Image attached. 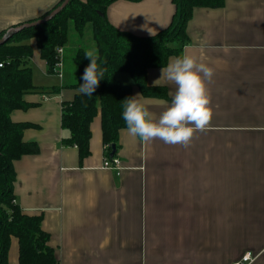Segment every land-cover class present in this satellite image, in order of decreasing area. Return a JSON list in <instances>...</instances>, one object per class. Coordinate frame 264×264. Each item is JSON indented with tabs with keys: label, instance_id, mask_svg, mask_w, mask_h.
I'll use <instances>...</instances> for the list:
<instances>
[{
	"label": "crops",
	"instance_id": "1",
	"mask_svg": "<svg viewBox=\"0 0 264 264\" xmlns=\"http://www.w3.org/2000/svg\"><path fill=\"white\" fill-rule=\"evenodd\" d=\"M59 1L0 0V32L40 18ZM174 12L173 0H114L105 17L142 37L166 27ZM186 33L180 56L195 55L215 69L208 84L213 119L187 146L143 142L120 129L118 172L103 167L100 111L85 157L63 144L61 104L76 90L49 79L53 73L34 47L27 62L34 85L58 89L30 91L23 98L32 105L10 112L12 121L32 124L22 138L38 146L13 161V202L40 216L57 264H231L264 249V0L194 7ZM176 57L148 68L147 83ZM127 74L115 77L157 115L171 103L175 85L161 80L166 95L145 96ZM7 264H18L14 236ZM251 264H264V254Z\"/></svg>",
	"mask_w": 264,
	"mask_h": 264
},
{
	"label": "trees",
	"instance_id": "2",
	"mask_svg": "<svg viewBox=\"0 0 264 264\" xmlns=\"http://www.w3.org/2000/svg\"><path fill=\"white\" fill-rule=\"evenodd\" d=\"M113 1L69 0L47 21L17 30L0 43V264H7L11 236L18 241V264H57L53 249L47 245V234L41 229L40 216L23 214L13 202V161L37 152L38 146L22 138L23 129L32 124L12 121L10 112L32 105L23 98L30 91L58 89L53 86L46 90L34 85L32 70L27 64L34 47L51 72L57 59L56 48L66 46L69 41L71 22L79 35L89 31L95 45L92 52L105 73L93 95L80 94L78 88L83 83V72L90 63L85 53L90 50L79 46L62 58L65 67L66 63H71L73 73L72 80L65 81L63 86L76 90L70 101L61 104V126L68 132L62 142L75 146L79 157H85L89 152L90 122L100 111L102 142L108 145L106 154L109 156L111 146L116 147L118 131L127 128L122 112L132 97L131 86L120 82L115 74L128 73L145 96H165L164 87L147 83V69L165 66L172 55L180 56L194 7L216 8L224 3V0H173L175 12L170 23L155 34L141 37L118 30L108 22L105 10ZM33 20L36 19L28 21ZM5 32H0V38ZM29 39L34 40V45L26 42Z\"/></svg>",
	"mask_w": 264,
	"mask_h": 264
},
{
	"label": "clouds",
	"instance_id": "3",
	"mask_svg": "<svg viewBox=\"0 0 264 264\" xmlns=\"http://www.w3.org/2000/svg\"><path fill=\"white\" fill-rule=\"evenodd\" d=\"M85 55L90 58L85 68L78 92L91 96L104 77L105 69L98 65L92 51ZM215 69L195 55L183 54L172 59L161 75L153 81L159 86L161 80L175 85L171 103L157 115L149 104L137 94L127 100L122 118L127 134L139 137L143 142L161 140L166 144L187 146L198 131L206 130L214 116L211 93L208 84Z\"/></svg>",
	"mask_w": 264,
	"mask_h": 264
},
{
	"label": "rangeland",
	"instance_id": "4",
	"mask_svg": "<svg viewBox=\"0 0 264 264\" xmlns=\"http://www.w3.org/2000/svg\"><path fill=\"white\" fill-rule=\"evenodd\" d=\"M90 33L89 31H84V33L82 35H79L76 31L73 30L72 28V22L69 25V41L67 42V45L65 46V44L63 45H59V47H62L63 51L61 54V57L63 58L65 55H70L71 53H73V50H75L76 48H78L79 46H82L85 49H88L90 51H94L95 50V45L93 40L89 37ZM29 40H33V39H29ZM34 42V40H33ZM52 73V72H51ZM45 76V75H44ZM49 79L51 81H55V83L57 84L58 82H60V79L55 75V74H50L49 75ZM72 65L71 63H66V67L64 65L63 67V81L65 83V81H70L72 80ZM128 76V74L126 75ZM46 77V76H45ZM48 77H46L47 79ZM38 81H42L43 78L42 76H38Z\"/></svg>",
	"mask_w": 264,
	"mask_h": 264
},
{
	"label": "built area",
	"instance_id": "5",
	"mask_svg": "<svg viewBox=\"0 0 264 264\" xmlns=\"http://www.w3.org/2000/svg\"><path fill=\"white\" fill-rule=\"evenodd\" d=\"M62 47H57L56 48V61L54 62L53 66H52V73L55 74L59 79H63V59L61 57L62 54ZM2 65V63H0V66ZM103 149L105 151L104 154V160H103V167L105 168H110V169H114L117 172L122 168L120 165V160L118 157L114 156H108L106 154V150L108 149V145L104 144L103 145ZM261 254H264V249L261 250V252L258 253H252L250 251L245 252L240 258H238L237 260L233 261L231 264H251L258 256H260Z\"/></svg>",
	"mask_w": 264,
	"mask_h": 264
},
{
	"label": "water",
	"instance_id": "6",
	"mask_svg": "<svg viewBox=\"0 0 264 264\" xmlns=\"http://www.w3.org/2000/svg\"><path fill=\"white\" fill-rule=\"evenodd\" d=\"M68 2H69V0H62V2L58 6L53 8L49 13L44 15L42 18H38V19L33 20V21L22 22L18 25H15V26L8 28L5 32V34L0 38V43H3L6 40L7 36H9L11 33L15 32L17 30H20L22 28L29 27V26L36 25V24L43 23V22L47 21L52 16H54L56 13H58ZM115 151H116V147L113 144L111 146V151H110L109 155L113 156Z\"/></svg>",
	"mask_w": 264,
	"mask_h": 264
}]
</instances>
